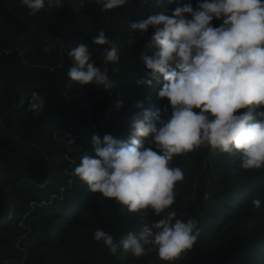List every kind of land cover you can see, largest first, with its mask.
Wrapping results in <instances>:
<instances>
[{
  "label": "trees",
  "instance_id": "obj_1",
  "mask_svg": "<svg viewBox=\"0 0 264 264\" xmlns=\"http://www.w3.org/2000/svg\"><path fill=\"white\" fill-rule=\"evenodd\" d=\"M185 4L194 9L198 5L196 0H130L111 15L104 13L101 20L103 13L95 0H85L86 6L79 11V0H64L60 9L45 8L35 17L28 16V9L21 7L19 0H0V37L7 39L0 47V263L18 264L24 256L29 261L42 249L57 251L65 264H165L154 249L140 258L122 250L113 256L102 242L93 239L96 229L109 232L117 242L128 232L138 234L139 213L130 214L114 200L89 192L74 169L84 154L95 157L93 135L102 142L106 134L129 142L134 115L156 109L162 119L171 115L168 99L158 97L165 83L162 75L157 74L150 86L137 83L150 78V70L140 57L154 53L155 48L146 46L154 29L130 33L128 26L151 15H172L176 7ZM106 18L109 22L105 30L102 22ZM185 18L192 17L185 14ZM99 30L106 32L118 47L126 46L127 68L121 77L126 86L133 88L123 95L122 107L117 109L115 105L109 115L108 108H102L92 118L81 96L66 97L74 86L67 76L73 61L59 55L57 42L67 36L81 43L91 42ZM132 37L134 43L129 44ZM8 41L13 46L8 47ZM45 47H55V53L51 51L62 71L51 73L49 68L37 67L38 56L33 53ZM33 92L40 93L46 101L39 117L28 110ZM140 102L143 109L137 107ZM258 110L264 111V106ZM140 139L145 147L156 150L150 143L151 135ZM206 155L212 162L218 161L212 163L214 170H209L212 185L222 182L220 170L236 178L234 182L223 180L222 188L212 193L203 207L201 240L232 233L228 250L213 257V264H264V228L257 222L247 226L254 219L264 220V198L260 209L252 207V200L261 195L260 186L264 189V168L244 171L238 156L210 148ZM22 247L29 250H20ZM190 256L186 252L171 264H195Z\"/></svg>",
  "mask_w": 264,
  "mask_h": 264
},
{
  "label": "clouds",
  "instance_id": "obj_2",
  "mask_svg": "<svg viewBox=\"0 0 264 264\" xmlns=\"http://www.w3.org/2000/svg\"><path fill=\"white\" fill-rule=\"evenodd\" d=\"M129 2L95 0L102 12ZM19 4L28 9V16L35 17L45 8L60 9L64 0H19ZM85 6V0H79L76 10ZM185 14L192 18L186 19ZM220 18L223 23L212 26V21ZM150 27L154 34L146 46L155 51L140 57L150 78L137 83L150 86L157 74L162 75L165 83L158 97L168 99L171 115L162 119L159 109L134 115L129 142L109 134L102 142L93 135L96 155L84 154L74 174L89 192L114 200L130 214L145 209L158 217L164 214L138 234L128 232L118 242L109 232L96 229V242H102L113 256L122 250L140 258L154 249L160 260L171 264L191 250L201 235L194 217L185 221L172 210L177 184L184 179L183 170L172 166L174 156L207 147L238 156L244 171L264 168V111L258 110L264 106V0H202L195 9L185 4L176 7L172 15L160 13L132 22L128 31L143 34ZM134 40L129 38L128 43ZM91 43L102 47L105 64H119L118 46L103 30ZM43 51L48 53L51 48ZM92 51L85 43L68 50L73 65L67 76L81 86L110 90L115 82L107 68L96 66ZM45 103L44 96L33 92L28 110L39 117ZM116 107H122V101L117 100ZM137 107L143 109L142 102ZM150 135L156 150L145 147L140 139ZM252 204L257 210L262 207L258 198Z\"/></svg>",
  "mask_w": 264,
  "mask_h": 264
},
{
  "label": "rangeland",
  "instance_id": "obj_3",
  "mask_svg": "<svg viewBox=\"0 0 264 264\" xmlns=\"http://www.w3.org/2000/svg\"><path fill=\"white\" fill-rule=\"evenodd\" d=\"M196 2L198 4L202 2V0H196ZM115 11L116 10L102 12L103 15L101 16V20L104 19V13L111 15V13L113 14ZM186 18H188L187 15ZM108 22L109 20L107 18L104 20V22H102V25L105 30L108 25ZM222 23H223V18L214 19L212 21V26L219 27ZM53 27L54 26L52 25V27L50 28L53 29ZM3 36L0 37V47L3 44H5L4 41L7 40L5 39L6 37ZM9 38H11V36ZM59 40L61 41L57 42V48L59 49L58 53L59 55L63 56V59L70 58L67 55V51L70 50L72 47H75V44L81 43L80 40L77 41L75 40V37H70V36H67L64 39L62 38ZM83 43L87 44L89 48L93 50L92 59L95 62L96 66L101 67L102 69L103 68L108 69V75L110 79L115 82V86L110 90H105L102 87H97L95 85L81 86L77 82H72L74 86L69 88V92L66 93V97L69 98L70 96L74 95V98H77L81 96L83 99V105L85 106V110L90 112L89 115L92 118H96L97 117L96 113H100V111L103 110L102 108H108V112L109 111L111 112L114 109L117 100L122 101V104L124 105L125 100L123 99V95H126L125 92L133 88L132 85L126 86L125 81L121 77L122 73L127 68V64L125 62L127 48L125 49L126 46L124 44L118 47L119 56H120L119 64H112V63L105 64L103 62L101 55L102 52L101 46L92 45L91 42H87V41ZM6 44L8 47H10L11 45L13 46V44L10 43L9 41L6 42ZM54 48H52L51 50L55 53ZM52 51L45 53L44 51L40 50L38 52L33 53L34 56H38L37 67H39L41 70L44 69L47 70V68H49V71L51 73L54 72V70L62 71L63 68L61 67V63L57 61L56 56L53 55L54 53ZM35 61L36 60H34L33 57L32 62L36 63ZM113 69H117V70L113 71ZM108 103L110 106L108 105ZM86 111L84 112L82 111V113H85ZM110 112L109 113L106 112V115H109ZM207 149H208L207 147H200L187 154L174 156L171 162L173 167H180L184 172L183 181L177 184L176 201L172 206V210L176 211L177 218L183 219L185 221L189 217H194L199 222L198 224L199 227L202 223L203 207L204 205L207 204L210 195L212 193L215 194L216 191H219V189L222 188L223 180H226L225 182H234L236 180V178H231L229 174L224 173L220 170L219 171L220 174L223 173L220 178L222 182L220 183V185L217 186L211 184L208 178L210 172L209 170L213 171L214 168L212 169V163L214 161L215 162L218 161L217 159H215L212 162L213 159L211 160L206 155ZM238 171L239 170H236L235 172ZM1 178L2 177H0V180ZM260 187L262 189L259 199L262 200L264 198V189L262 186ZM163 215L164 214H162V216ZM162 216L161 217L156 216L151 209L142 210V212L139 213V219H138L140 224L139 230L141 231L145 225L151 226L152 222L159 220L160 218H162ZM257 220L258 219H254L253 221H250V223L247 226H253L257 222L258 224H260V228H264V220H262V218L258 221ZM231 238H232V233L228 234V236H226V234L221 235V233H219L217 234L216 237L214 238L210 237L207 240H201L199 237L197 242L194 244L193 248L187 251V254H190L191 255L190 257L194 258L195 264H213V259H214L213 257L219 254L223 255L225 254V252L223 251L228 250L227 243L231 240ZM241 238L246 239L249 237L242 236ZM236 245L237 244L235 243L234 246ZM21 249L29 250L23 247L20 248V250ZM59 254L60 253H58L57 251L46 252L43 251L42 249H39V251L37 250L36 253L31 255V260L27 261V256H24L18 264H65V259L61 256V254L60 255ZM0 264H13V262L3 261V263Z\"/></svg>",
  "mask_w": 264,
  "mask_h": 264
}]
</instances>
